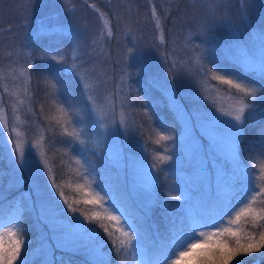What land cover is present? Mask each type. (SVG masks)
I'll use <instances>...</instances> for the list:
<instances>
[{
    "label": "rangeland",
    "instance_id": "rangeland-1",
    "mask_svg": "<svg viewBox=\"0 0 264 264\" xmlns=\"http://www.w3.org/2000/svg\"><path fill=\"white\" fill-rule=\"evenodd\" d=\"M173 1L176 0H0V68L7 69L10 63L16 61L17 55H19L21 63L28 55L32 56L30 42L41 34L63 32L73 39V47L79 41L81 48L77 53L78 59L75 63L80 66L82 73L87 74V79L93 85H99L95 95L99 97L100 102L102 104L109 103L110 101L105 100V96L110 97L113 90L117 92L114 121L110 115L105 122L107 127L101 128V121L93 113L95 123L107 136L108 140L104 147L109 162L119 168L122 184L129 190L130 196L135 199L137 204L145 209L149 207L152 200L157 180L155 168L143 154L145 145L142 144L140 136L134 139L135 124L132 115L127 110V103H125L129 81L124 42L125 38L131 35L134 42H137L139 47L141 45L147 47V52L155 59L154 80L157 86L167 94L172 109L182 123L177 149L180 148L183 151L188 165L192 164L190 172L185 174L186 178L190 182L193 181L192 186L196 189L199 188L197 197H192L190 200L187 197L182 206L192 210L196 207L201 214L208 212L213 215L217 197L225 195L219 192L222 183L221 174L216 173L215 167L221 165L227 173L230 171V165L226 167L223 157L227 155V152H221L220 155L218 152L208 150L209 140L203 133L206 131L219 132V136L226 146L231 122L225 120L228 119L227 117H219L220 114L216 112L215 107L204 99V86L201 83L204 79L197 74L196 56L198 53L195 54L190 48L185 47L186 36L182 35L183 38H178L177 32L171 29L170 22L167 25L171 26L167 29L168 34L164 26L166 42L160 43L159 32L154 28L151 9L155 5L160 12L162 7H171ZM178 1L176 7L182 6L183 0ZM234 2H238L242 7L245 24L242 28L231 27V36L227 42L221 44V48L225 55L244 68L259 72L261 68H264V43L260 42L259 36V33L264 30V0H246L245 3H242L241 0H223V5L228 6ZM92 4L108 14L114 30L112 37L109 38L105 34L104 40L99 44H93V39L99 35L103 21L99 19V12L94 11L90 6ZM184 4L187 8L200 7L204 9L205 7L207 10L211 5L214 10L219 4V0H184ZM247 5L254 11V16L245 11ZM222 7L220 6V8ZM187 8L182 12L183 24L181 23V25L183 27L181 30L190 26L187 24L191 20L186 17L188 15ZM205 19L202 20V24L207 25L208 22ZM194 20L198 21L196 15L192 21ZM164 22L165 20H163ZM173 22L175 21L173 20ZM237 44L249 49L251 58L239 56ZM185 50L188 52L185 53ZM9 52H12L13 55L9 56ZM194 81L195 83L192 85L191 83ZM15 83L18 81H13L11 76L0 82V98L3 100V107L10 126L14 122L10 107L14 98L4 91V85L7 84L9 88H13ZM214 86L215 84L209 81L207 94L210 97L218 98V102L225 107L232 103V100L225 96L224 89L217 90ZM121 104H123V108ZM27 108L28 106L25 105L17 111L16 115L19 116V121L15 122V127L17 131L21 132V138L28 141L26 147L28 163L31 167L20 164L18 155L12 153V145L7 143L8 133L0 132V139L9 151V160L14 167L13 175L7 183L4 184L0 179V201L8 197L11 192L17 191L18 197L14 201L9 216L15 215L18 211L22 214L21 194L31 193V199L24 200L23 203L32 209L37 230L40 232L38 235L39 248L36 252L39 261L35 264H57L60 251L65 249L86 257L89 256L93 261L107 258L103 252L100 255L93 253L86 240L81 241L77 246L70 245L63 249L56 247L54 236L58 233L52 231L53 220L58 221L61 228L68 231L74 228L73 219L70 220L61 215L54 216L50 209L42 207L48 194L54 192V189L50 188L51 181L48 179L47 172L42 170L38 150L31 147V144L36 141H31L26 137L24 127L27 120L25 118ZM121 111L127 115V129L119 124ZM213 123L216 128L211 127ZM233 123L235 122L233 121ZM136 125L139 127L140 123H136ZM13 138L15 139L14 134ZM173 146L175 147V145ZM229 158L237 172L243 170V166L235 158L234 153ZM37 185L43 191V195L36 191ZM55 199L59 202L58 197ZM74 216L83 220L80 215ZM84 223L87 224L86 221ZM129 223L134 225L131 219H129ZM2 231L3 229L0 228V232ZM8 242L6 238L5 243ZM23 252L24 249L21 251L22 258L25 257ZM157 255L158 253L153 254L151 262L156 259ZM239 260L244 261V259ZM232 264H236V262Z\"/></svg>",
    "mask_w": 264,
    "mask_h": 264
},
{
    "label": "snow or ice",
    "instance_id": "snow-or-ice-1",
    "mask_svg": "<svg viewBox=\"0 0 264 264\" xmlns=\"http://www.w3.org/2000/svg\"><path fill=\"white\" fill-rule=\"evenodd\" d=\"M241 2L245 3L246 0H241ZM90 6L94 11L99 12V19L103 21L99 35L93 39V44H99L100 41L104 40L105 34L109 38L113 36L112 21L108 14L100 10L95 4ZM220 6L227 7L223 5V0H219V4L214 10L211 5L209 6L208 15L213 23ZM162 15L153 5L151 16L154 28L159 32L160 43H165L166 35ZM259 36L260 42L264 43V30L259 33ZM80 48V42L77 41L76 46L72 48V61L70 63L67 53L57 52L51 59L66 65L77 75L87 97L85 110L90 107L91 111L101 121L100 127L106 128L105 122L110 115L114 121L117 92L113 90L110 97L105 96V100L110 101L109 103L102 104L100 102L99 97L95 95L96 88L99 85H93L87 79V74L82 73L80 66L75 63ZM237 48L239 56L251 58L249 49L241 47L239 44H237ZM12 55L13 53L9 52V56ZM32 59L33 57L28 55L21 63L19 62V55H17L16 61L10 63L7 69L0 68V82L6 80L8 76H11L13 81H18L13 88H9L7 84L4 85V91L14 98L10 105L14 122L10 126L3 107V100L0 98V125H2L0 132L6 131L8 133L7 143L12 145V153L18 155L20 164L28 167H31L28 163V149L26 147L28 141L21 138L22 134L17 131L15 122L19 121V116L16 115L17 111L25 105L28 106V112L35 115L31 107V83L32 72L34 71ZM196 62L200 65L205 77L201 81L204 86V99L215 107L216 112L220 114L219 117H227L228 119L225 120L231 122L226 146L219 136V132L206 131L203 133L209 140L208 150L218 152L220 155L221 152H227V155L223 157L226 164L230 165V171L227 173L223 166L217 165L218 167H215L216 173L221 174L222 183L219 192L225 195L217 197V203L214 205L215 212L211 219L207 223L201 220L195 224L189 221L186 225H183L179 222H173L169 217L165 232L158 235L157 239L153 241L158 253L156 259L152 262L144 261L138 249L140 239L144 238L140 225L133 227L129 223V216L123 206L115 204L111 194L105 191L100 183H96L94 179L91 181L88 179L90 171L85 167L88 163L87 159L70 157L81 170L79 175L83 179V183H77L74 188V191L80 194L79 198L70 201L63 190L64 186L58 184L52 176V168L45 154L44 138L41 137V139L31 144V147L38 150L42 170L47 172L48 179L51 181L50 188L54 189V192L48 194L42 207L50 209L54 216L62 215L65 208L55 199V197H58L60 201H63L68 213L76 214L78 212L83 217L81 221L74 216L72 220L74 228L68 231L61 228L58 221L53 220L52 231L58 233L54 236L57 248L63 249L70 245L77 246L81 241L86 240L93 253L100 255L103 252V244L110 241L116 256L120 258L118 264H128V257L135 259L136 264H232L233 261L236 264H244V261L237 259V257L250 256L253 253L264 251V163L260 164V175L254 183L255 174L253 169L255 164H246L241 158L243 126L252 119L251 113L247 116L245 113L257 98L259 101L264 102V82H262L264 81V68L257 72L255 70L245 71L242 67H238L234 71L224 69L219 65L208 67L203 62L202 55L196 56ZM255 73L259 74V79L254 78L253 74ZM43 79L48 98L55 100V94L59 91L57 88L58 81L52 83L47 77ZM209 81L217 82L214 86L217 90L220 89V86H226L224 94L232 100V103L225 107L218 102V98L210 97L207 94ZM48 89H51V92H47ZM121 107L123 108V104H121ZM55 108L58 115L53 119H55L57 125L61 126L60 134L68 138L65 143H76L86 150L89 140L85 137V130L75 126V122L70 118L69 110L62 104H55ZM41 112H43V106ZM119 115L120 126L127 129L128 119L126 113L121 111ZM211 127L216 128L214 123ZM193 132H195V129H193ZM156 136V144L174 139V137L160 132H156ZM91 143L97 144L99 140L94 139ZM165 152H167L166 147ZM233 153L246 171L237 172L234 169L229 158ZM64 154L69 155L67 152ZM261 155L264 156V151L261 152ZM171 159L172 157L168 155L154 157L152 167H157L156 161L166 163ZM37 171H40V169H37ZM36 191L39 194H44L39 185L36 186ZM178 193L170 195L169 199L184 204L190 194L181 191H178ZM21 199L30 200L31 193L27 195L22 193ZM80 205L84 207H80ZM84 221H87V224ZM21 223L22 216L19 211L15 215L6 216L3 210L0 209V228L3 229L0 232V264H16L18 260L19 264H28L27 260L21 257V251L26 245V241L22 236ZM96 228L102 230L108 241L102 239ZM6 238L9 241L8 243H5ZM93 264H112V261L108 258H100L95 260Z\"/></svg>",
    "mask_w": 264,
    "mask_h": 264
},
{
    "label": "trees",
    "instance_id": "trees-1",
    "mask_svg": "<svg viewBox=\"0 0 264 264\" xmlns=\"http://www.w3.org/2000/svg\"><path fill=\"white\" fill-rule=\"evenodd\" d=\"M178 2V0L173 1L174 4L172 3L171 7H162L160 10V13L163 14V20H165L163 24L166 27L167 34V29L172 26L171 29L177 32L176 36L178 38H183L182 35L186 36L185 47L190 48L195 54L202 55L203 62L208 67L219 65L224 69L233 71L238 67H242L245 71L254 70H248L242 65H238L237 62L225 55L221 48V44L227 42L231 36V27L242 28L245 24L242 7L238 2L231 3L226 8H220L216 12L214 23L211 21L205 7L204 9L200 7L187 8L184 0L182 6L176 7ZM185 8H187L188 14L186 17L191 19L190 22H187L190 26L181 30L183 27L181 25V23L183 24L182 12ZM245 11L254 16V11L248 5L245 6ZM195 15L198 17V21H192ZM204 18L208 22L207 25L202 24ZM170 22L171 26H167ZM125 39L124 49H126L128 60L126 71L129 81L125 103H127V110L132 115L135 124L134 139L140 136L142 144L145 145L143 154L152 165L154 157L160 155L172 157L166 163L156 161L157 167L155 170L158 179L148 208H142L130 196L129 190L121 182L119 168L109 162L104 147L108 140L107 136L103 134L101 128L96 126L95 115L91 108L85 110L87 97L83 92L79 78L66 65L51 59L57 52H62L67 53L69 63L71 61V50L74 41L63 32H47L35 37L30 42L34 66L31 83V107L35 115L27 110L24 129H26L27 139L31 141H36L41 137L44 138L45 154L52 168V176L58 184L64 186L63 190L70 201L79 198L80 194L75 192L74 188L77 183H83V179L79 175L81 170L70 157L87 159L88 163L85 167L90 171L88 179L90 181L94 179L96 183H100L101 187L111 194L113 201L123 206L132 224H134L133 227L140 225L144 238L140 239L138 249L141 258L144 261L151 262L153 254H157L153 241L157 239L158 235L165 232L169 217L173 222L186 225L189 221L193 224L201 220L207 223L212 215L208 212L201 214L196 207L194 210L184 208L182 202L169 199L170 195L179 194L178 191L189 193L188 200L197 197L199 194V188L196 189L192 186L193 181L190 182L185 175L192 169V164L188 165L183 151L180 148L177 149L182 123L172 109L167 94L157 86L154 80L156 62L147 52L148 48L142 45L139 47L138 43L131 38V35ZM218 43L220 45H217ZM186 52L188 51L185 50ZM197 69L198 76L205 79L199 64H197ZM253 76L255 79H259L258 73L253 74ZM45 77L52 83L58 81L57 88L59 91L55 94V100L47 96L43 79ZM211 82L217 84L216 81ZM194 83L195 81L191 84ZM225 87L220 86L222 89ZM47 92H51V89H48ZM55 104H62L66 107L69 110L70 118L75 122V126L85 130V137L89 140L86 150L79 144L65 143L68 138L60 134L61 126L57 125L55 119H53L58 115ZM42 106L43 112H41ZM249 113L252 114V119L243 126L241 158L246 164H255L253 169L255 183L260 175V164L264 163V156L261 155V152L264 151V102L259 101L257 98L256 101L251 103L250 109L246 111L245 115L247 116ZM136 123H140V126L138 127ZM156 132L170 135L174 139L156 144ZM94 139L99 140V143H91ZM165 147L167 152H165ZM65 152L69 155H65ZM227 166L228 164H226ZM13 169V163L9 160V151L0 139V179L4 184L12 177ZM243 171L246 170L243 168L238 172ZM17 197V191H14L0 201V209L3 210L6 216H9ZM23 201L21 228L23 229L22 236L26 239V245L23 248L25 257L23 259L27 260L28 264H35L39 261L36 252L39 248L38 235L40 232L37 230L32 209ZM59 202L65 208V212L61 216L72 220L74 215H79L78 212L76 214L68 213L63 201L59 200ZM80 207L84 206L80 205ZM90 226L96 227L95 225ZM96 231L104 241H108L102 230L96 228ZM103 253L107 255L108 259H111L112 264H118L120 258L116 256L110 241L103 244ZM59 254L57 264H93L94 262L89 256L86 257L69 249L62 250ZM260 254L262 256L259 257ZM237 259H244L246 264H264V251L253 253L250 256L237 257ZM127 261L128 264H136L135 259L132 257H128ZM16 264H19V260Z\"/></svg>",
    "mask_w": 264,
    "mask_h": 264
}]
</instances>
